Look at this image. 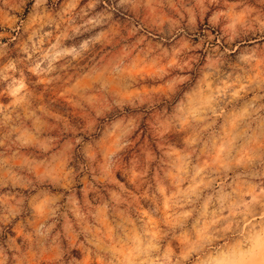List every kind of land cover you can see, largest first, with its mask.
Here are the masks:
<instances>
[{"label":"clouds","instance_id":"9594fccd","mask_svg":"<svg viewBox=\"0 0 264 264\" xmlns=\"http://www.w3.org/2000/svg\"><path fill=\"white\" fill-rule=\"evenodd\" d=\"M0 264H264V0H0Z\"/></svg>","mask_w":264,"mask_h":264}]
</instances>
